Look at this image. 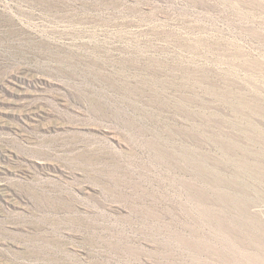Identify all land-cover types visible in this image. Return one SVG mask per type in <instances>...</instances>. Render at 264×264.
Returning a JSON list of instances; mask_svg holds the SVG:
<instances>
[{"label": "rangeland", "instance_id": "374dc122", "mask_svg": "<svg viewBox=\"0 0 264 264\" xmlns=\"http://www.w3.org/2000/svg\"><path fill=\"white\" fill-rule=\"evenodd\" d=\"M0 264H264V0H0Z\"/></svg>", "mask_w": 264, "mask_h": 264}]
</instances>
